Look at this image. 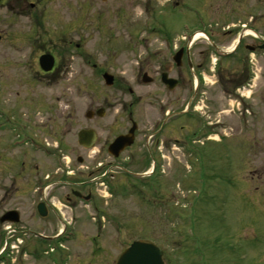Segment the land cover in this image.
<instances>
[{"label":"flooded vegetation","instance_id":"1","mask_svg":"<svg viewBox=\"0 0 264 264\" xmlns=\"http://www.w3.org/2000/svg\"><path fill=\"white\" fill-rule=\"evenodd\" d=\"M137 1L149 7L145 0ZM172 1L181 5L179 13L191 12L194 20V7L186 6L189 0ZM199 1L205 16L194 31L184 35L181 26L171 36L155 38L162 47L145 49L138 67L139 100L123 102L126 127L112 137H102L94 121L103 117L98 110L104 115V107L87 109L81 123L78 108L66 115L57 103L30 97L26 87L32 86L31 80L43 79L36 84L48 87L58 82L50 81L59 75L71 76L68 71L61 75L59 56L71 60L72 51L79 48L82 16L85 19L90 11L92 21L96 20L91 0L84 1L85 13L80 0L0 4V73L14 77L13 86L5 82L6 90L17 86L25 90L4 103L10 129L0 135V264H64L61 259L27 261L24 256L36 247L52 248L57 255L84 244L100 248L94 237L75 240L81 221H91V228L100 233L105 227L100 219L110 212L106 211L109 202L135 196L140 203L156 204L166 195L160 172L185 164L193 149L218 147L225 137L239 139L237 147L243 150L264 146L263 137L257 139L264 89L261 99L252 90L255 58L264 49V37L254 34L257 1ZM260 3L264 7V0ZM260 16L264 27V14ZM159 24L157 18L155 29ZM196 31L206 39L192 41ZM213 55H217L214 61ZM44 60L52 66L42 67ZM206 78L212 80L207 83ZM210 88L216 89L218 107L213 97H207ZM13 93L21 95L19 90ZM201 105L207 108L204 113L198 112ZM133 125L128 147L122 151L109 147ZM118 207L117 212L123 211L122 204ZM115 220L121 229V222ZM46 251L41 250V255Z\"/></svg>","mask_w":264,"mask_h":264},{"label":"rangeland","instance_id":"2","mask_svg":"<svg viewBox=\"0 0 264 264\" xmlns=\"http://www.w3.org/2000/svg\"><path fill=\"white\" fill-rule=\"evenodd\" d=\"M84 1L80 0L82 13L88 7ZM145 1L149 5L146 9L137 0H91V10L97 12L96 20L92 21L90 11L85 19L82 16L79 48L72 49L71 60L59 56V66L64 70L61 75L68 71L71 76L64 79L59 75L50 81L58 82L48 87L36 84L44 82L43 79L31 80L32 86H26L30 97L57 103L66 115L74 114L72 110L78 108L81 123L86 119L87 109L104 107L103 117L94 120L102 137H112L120 127L125 128L123 102L139 100L138 67L145 49L162 47V42L155 38L171 36L185 21L190 28L199 24L196 17L191 18V12L187 15L178 12L180 4L173 7L164 0L152 4L151 0ZM187 2L190 4L186 6L194 7L192 13L204 18L199 0ZM256 13L264 14L263 5ZM157 18L160 27L155 29ZM261 32L264 33V27ZM253 66L256 77L252 90L261 99L264 55L255 58ZM104 71L114 76L111 86L103 83ZM10 76L6 78L0 73V135L10 129L4 103L21 97L25 91L21 86L6 90L5 82L13 86L14 77L10 79ZM30 76L27 74V81ZM211 80L206 78L207 83ZM15 90L21 91V95H14ZM208 91L207 97H213L217 106L216 89ZM198 109L204 113L207 108L201 105ZM258 110L257 139H264V110L260 106ZM240 142L235 137H225L218 147L193 149L185 164L160 170L166 196L157 199L154 205L161 203L157 210L150 203H140L135 196L109 202L108 218L115 216L123 227L119 229L116 218L110 223L106 217L102 219L104 232L97 234L102 249L93 250L92 245L84 244L68 254L62 251L60 255L52 252L41 255V250L48 249L36 247L24 258L43 262L61 259L64 264H115L122 250L139 238L159 244L165 264H264V184H260V178L264 180V146H256L255 151L243 150L237 147ZM176 154L182 160L181 154ZM117 204H122L123 211H116L121 209ZM79 227L81 231L75 240L91 241L96 233L91 221H81Z\"/></svg>","mask_w":264,"mask_h":264},{"label":"water","instance_id":"3","mask_svg":"<svg viewBox=\"0 0 264 264\" xmlns=\"http://www.w3.org/2000/svg\"><path fill=\"white\" fill-rule=\"evenodd\" d=\"M3 0H0L2 3ZM43 64L48 68L50 61H43ZM51 66V65H50ZM103 79L106 85H111L112 75L108 73L103 74ZM100 114L101 110L98 111ZM133 132V128L129 130L126 135L117 136L114 141L110 144V148L114 150L123 149L125 146L131 143L130 135ZM161 249L152 241L149 240H137L130 244L118 257L116 264H163L161 259Z\"/></svg>","mask_w":264,"mask_h":264}]
</instances>
